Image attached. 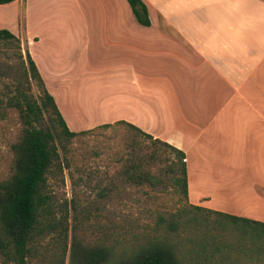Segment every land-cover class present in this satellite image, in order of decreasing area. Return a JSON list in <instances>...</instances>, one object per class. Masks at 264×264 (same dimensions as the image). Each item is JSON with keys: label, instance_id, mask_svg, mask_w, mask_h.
<instances>
[{"label": "crops", "instance_id": "1", "mask_svg": "<svg viewBox=\"0 0 264 264\" xmlns=\"http://www.w3.org/2000/svg\"><path fill=\"white\" fill-rule=\"evenodd\" d=\"M16 0L67 128L125 122L185 155L189 204L264 223V0Z\"/></svg>", "mask_w": 264, "mask_h": 264}, {"label": "rangeland", "instance_id": "2", "mask_svg": "<svg viewBox=\"0 0 264 264\" xmlns=\"http://www.w3.org/2000/svg\"><path fill=\"white\" fill-rule=\"evenodd\" d=\"M20 46L24 56L21 40ZM18 53L14 42L0 41V99L3 101L0 104V182L11 175L12 145L22 130L18 110L6 106L21 78ZM23 89L34 98L42 96L35 82H31L30 89L25 85ZM45 119L61 135L62 129L55 118L45 115ZM100 125L103 124L72 139L60 136L65 149H60L59 160L46 174L44 195L48 198L45 205L48 212L39 217L41 225H46V232L31 246L28 264H77L75 258L71 259L73 236L83 249L105 250L109 255L107 264H114L123 253L129 254L166 236L167 221L189 203L178 182V157L174 151L124 124H111L108 128ZM137 163H140L138 175L150 177V181L144 179L133 184L127 180V169ZM208 216L209 236L215 235L217 222L214 215ZM48 226L54 229L49 230ZM64 229L68 230L67 238L61 233ZM237 235L227 234L224 239L235 242ZM170 236L176 242V254L183 264H202L199 263L202 257L188 253L191 246L185 240L201 238L200 229L181 233L184 240ZM215 260L218 264V258ZM219 264L264 263L256 262L255 257L247 259L231 254L228 262Z\"/></svg>", "mask_w": 264, "mask_h": 264}, {"label": "trees", "instance_id": "3", "mask_svg": "<svg viewBox=\"0 0 264 264\" xmlns=\"http://www.w3.org/2000/svg\"><path fill=\"white\" fill-rule=\"evenodd\" d=\"M14 1L16 0H0V5ZM126 1L136 21L143 26H150L146 5L141 0ZM0 41L5 44L15 43L22 68L15 93L10 95L6 101V106L18 110L22 130L18 141L12 145L11 175L7 180L0 182V256L2 264H28L27 259L31 252V246L38 236L46 232V225H41L39 217L48 212L45 209L48 198L44 195L47 182L46 174L53 163L59 160L60 149H65V145L60 143V136L72 139L88 131L72 132L67 128L53 98L46 91L28 51H25L23 56L20 39L7 29H1ZM31 82L36 83L42 96L34 98L25 93L23 86L30 89ZM1 103L3 101L0 99ZM45 115L55 118L57 125L62 129L61 135L56 133L54 127L45 119ZM115 124H124L154 143H160L174 151L178 157V182L187 199L184 153L154 139L130 124L125 122ZM110 126L111 124H103L99 127L108 128ZM139 164H132L126 171L127 180L133 184L142 183L144 179L150 181V177L143 178L138 175ZM210 214L214 215L217 222L214 226L215 235L211 236H209L208 225V215ZM59 224L58 222L57 225ZM48 227L49 230L54 229L52 226ZM191 228H198L203 234L198 239H185L191 246L188 253L202 257L203 261L199 263L213 262L217 264L216 258L219 263L228 262L231 254L244 256L247 259L255 257L256 262L264 263L263 222L204 209L188 203L176 214H172L171 219L167 221L165 231L168 236L153 240L129 254L123 253L114 264H183L177 257L176 242L170 240V235L184 240L181 233L187 232V229ZM67 231V229L61 231L66 238ZM232 233L238 234L236 241H226L225 236ZM72 257L75 258L77 264H107L109 255L103 249L90 251L81 248L73 236L71 259Z\"/></svg>", "mask_w": 264, "mask_h": 264}]
</instances>
